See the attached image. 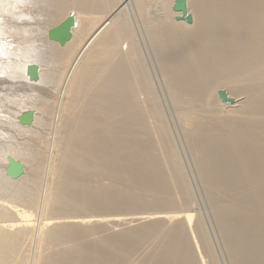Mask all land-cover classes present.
I'll return each instance as SVG.
<instances>
[{
  "label": "bare ground",
  "instance_id": "obj_1",
  "mask_svg": "<svg viewBox=\"0 0 264 264\" xmlns=\"http://www.w3.org/2000/svg\"><path fill=\"white\" fill-rule=\"evenodd\" d=\"M173 1L0 0V264H216L200 219L183 210L194 205L190 183L130 9L143 19L228 263L264 264V0H189L190 25L169 20L181 16ZM155 4L161 19L146 16ZM68 15L71 38L60 46L47 32ZM39 106L56 118L49 139ZM26 111L28 126L17 121ZM7 157L25 165L17 180L5 175Z\"/></svg>",
  "mask_w": 264,
  "mask_h": 264
},
{
  "label": "rangeland",
  "instance_id": "obj_2",
  "mask_svg": "<svg viewBox=\"0 0 264 264\" xmlns=\"http://www.w3.org/2000/svg\"><path fill=\"white\" fill-rule=\"evenodd\" d=\"M120 1H122V0H120ZM187 2V5H188V2H189V0H187L186 1ZM120 3H122V2H120ZM158 7H157V6ZM157 7V8H156ZM160 7H159V5L158 4H155L154 6H149L148 7V12H146V16L147 17H149V18H160L161 19V17H162V15L164 14L163 12V10L161 9H159ZM187 9H188V6H187ZM131 11V12H130ZM130 11L128 10H126V11H124V13L126 12V16H127V18L129 19V24L128 25H130V28L132 29V34H134L133 36H134V38H135V40H136V42L138 43V47L140 48V50H141V54L143 55V58L142 59H145V61H144V63H145V65H146V67L148 68V71H149V73H150V78H151V81H152V85H153V87H154V89H155V93L157 94L156 96H158L157 97V99H158V103L160 104V106H161V112H162V115H163V118H164V121H165V124H166V127L168 128V131H169V134H170V138L172 139L171 141H173L172 143V146L174 147V145H175V147H174V149H175V151H176V154L178 153V155H177V157H178V160L180 161V165H182V169H183V171H184V175H185V177H186V181H187V183L189 184L190 183V188H189V191H190V193H191V196H192V199H193V201H192V203H194V205L192 204V207H191V205L189 206V207H186L185 209L183 208V210H186L188 213H191L194 217H196V218H198V219H200V221H201V223L203 224V226H204V229H205V232H206V237L208 238V240H209V242H210V246H211V248H212V251H213V254H214V256H215V261H216V264H229L228 263V258H227V255H225L226 253H225V250L223 249V245H222V242H220V240H221V238H220V235H219V233H218V231H217V228L215 227L216 226V224H215V220H214V217H212L213 216V214H211L212 213V211H210L211 210V208H210V205H209V203H208V200H207V198L205 197L206 195L204 194L205 192H204V189H203V186H201L202 185V183H201V185H200V180H199V178H198V174H196V172H197V170H196V168L195 167H193V158H192V156L190 155L191 153H190V151H189V149H188V147H187V144H186V140H185V136H182V135H180V134H182V132H184L183 131V128H182V126H181V123H180V121H179V119H178V116H175V109H174V107H173V105H172V101H170L171 100V98H170V96L167 94V92H166V88H165V86H164V82L162 81L163 79L161 78V74H160V72H158L157 70V66H156V63L153 61V55L151 54L152 52H150L151 50H150V44H149V42H147L148 40L146 39V37L145 36H147V34H146V30H145V28H144V22H143V19H142V17H141V15H139V13L137 12V11H135L134 9H133V11H132V9H130ZM163 11V12H162ZM169 11L171 12V8H169ZM128 12V13H127ZM127 19V20H128ZM169 20H171L172 22H176L175 21V18L173 17V16H170L169 17ZM158 21H160V20H158ZM185 28H190V27H185ZM130 29V30H131ZM148 45V46H147ZM147 51H148V53H147ZM144 52V53H143ZM149 58L151 59V62H150V60H149ZM153 68V69H152ZM155 71V72H154ZM159 73V74H158ZM157 74V76H155ZM157 78V79H156ZM159 83V84H158ZM159 85V86H158ZM163 90V91H162ZM163 94V95H162ZM162 96L165 98L164 100H163V98H162ZM168 96H169V98H168ZM43 97H44V95H43ZM160 99V100H159ZM169 99V100H168ZM20 101H22V103L20 102ZM166 102V104H164L165 102ZM170 101V102H169ZM169 102V103H168ZM19 103H21L24 107H29V106H33L34 104H28L24 99H21V100H18L17 102H16V104H19ZM171 104V105H170ZM21 106V105H20ZM171 106V107H170ZM22 107V106H21ZM168 107V108H167ZM173 107V108H172ZM174 109V110H173ZM172 110V111H171ZM38 111V116L39 117H41V115H42V117H43V119H44V121L46 122V124L47 123H51L50 124V126L52 125V123H53V128H54V125H55V121H56V118H54L53 120H51V118H50V116H48V114L47 113H43L42 114V111H41V109H40V106H39V109L37 110ZM175 112V113H174ZM44 115V116H43ZM45 115H47L49 118H47ZM47 118V119H46ZM166 119V120H165ZM52 121V122H50V121ZM172 121V122H171ZM49 124H47V126H46V130H43V132H42V136L44 137H47V135H50V134H48V133H51L52 131H53V129H52V131H50L49 130V127L50 126H48ZM170 129V130H169ZM175 130H176V132H175ZM50 131V132H49ZM182 131V132H181ZM10 134H11V140L13 141V142H20V140L17 138V136L12 132V131H10L9 132ZM47 133V134H46ZM53 133V132H52ZM184 134V133H183ZM177 135H178V137H177ZM179 136H180V140H179ZM42 137V139H44ZM25 138V140L27 141H32V140H30V139H28V137L26 138V137H24ZM48 139H49V136L47 137ZM41 139V140H42ZM52 139H53V134H51V140H50V142L52 141ZM21 141H23V139H21ZM183 141V142H182ZM178 142V143H177ZM180 142H182V143H180ZM177 147V148H176ZM42 148V147H41ZM43 149V148H42ZM183 149H184V151H183ZM185 153H183V152ZM41 155H43V153L41 154ZM184 155V156H183ZM179 156H181V157H183V158H181V160H180V157ZM186 156V157H185ZM40 157H43V156H40L39 155V152H38V155L36 154V156L35 157H33L34 159H35V161L34 160H31V168L33 167V169H34V166H35V164L37 163V162H39V159H40ZM38 158V159H37ZM185 158V159H184ZM183 160V161H182ZM193 162V163H192ZM42 166V165H41ZM192 166V167H191ZM188 167H190V168H188ZM185 169H186V171H185ZM190 169V170H189ZM196 171V172H195ZM31 172V171H30ZM44 177H46V176H44ZM44 177H43V179H42V181L45 183L46 182V179H44ZM188 179H189V182H188ZM196 181V182H195ZM106 182V181H105ZM44 183H42L41 185H45ZM40 185V187H42ZM196 185H198V186H196ZM189 187V186H188ZM202 187V188H201ZM42 195L44 194V187H42ZM193 194V195H192ZM182 201V200H181ZM194 208V209H193ZM189 209V210H188ZM179 210H180V208H179ZM140 213V212H139ZM35 215H38V216H35V217H37V219L39 220H37V219H35L34 218V216L31 218L32 219V221H33V219H35L34 220V222L36 223V222H39V223H37L36 225L33 223V225H35V228L36 227H38L39 225H40V223L42 222V218H43V215L40 213V212H36L35 213ZM196 215V216H195ZM199 216V217H198ZM40 217V218H39ZM42 217V218H41ZM213 218V219H212ZM42 219V220H41ZM105 226V225H104ZM103 226V228L106 230V227H104ZM109 226V225H108ZM110 228H111V226H110ZM119 228H121L122 229V227H119ZM119 228H117L116 227V229H118L119 231L121 230V229H119ZM107 229H108V227H107ZM116 229H115V231H116ZM117 230V232H119ZM114 231V232H115ZM220 238V239H219ZM29 245H30V247L32 246V242L31 243H28ZM28 244H27V247H28ZM27 247H26V245H25V250L27 249ZM30 247H29V249H30ZM33 249V247H31V250ZM227 258V259H226Z\"/></svg>",
  "mask_w": 264,
  "mask_h": 264
},
{
  "label": "water",
  "instance_id": "obj_3",
  "mask_svg": "<svg viewBox=\"0 0 264 264\" xmlns=\"http://www.w3.org/2000/svg\"><path fill=\"white\" fill-rule=\"evenodd\" d=\"M187 0H174L171 10L174 13H180L181 16L175 17V21H182L186 24L190 25L192 23L191 15L187 14ZM74 26V17L72 15H68L64 21L51 28L47 32V38L50 41L58 43L60 46H64L66 42H68L71 38V28ZM26 75L30 81L35 82L38 80V66L36 64H32L27 66ZM218 98L223 103L233 104L234 100L232 98L227 97V94L224 90H219L217 92ZM17 121L21 125H30L33 121V112L26 111L22 113ZM25 165L18 161H15L12 157H7V166L5 168V175L12 180L19 179L24 174Z\"/></svg>",
  "mask_w": 264,
  "mask_h": 264
}]
</instances>
